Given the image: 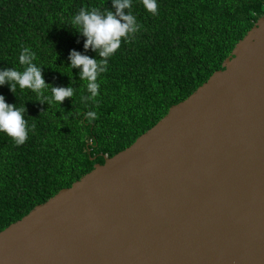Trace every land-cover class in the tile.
Listing matches in <instances>:
<instances>
[{
	"label": "water",
	"instance_id": "water-1",
	"mask_svg": "<svg viewBox=\"0 0 264 264\" xmlns=\"http://www.w3.org/2000/svg\"><path fill=\"white\" fill-rule=\"evenodd\" d=\"M0 264H264V15L131 145L0 231Z\"/></svg>",
	"mask_w": 264,
	"mask_h": 264
},
{
	"label": "trees",
	"instance_id": "trees-1",
	"mask_svg": "<svg viewBox=\"0 0 264 264\" xmlns=\"http://www.w3.org/2000/svg\"><path fill=\"white\" fill-rule=\"evenodd\" d=\"M153 15L133 0L142 25L122 42L102 74L100 95L91 99L70 66L76 50L100 59L71 24L82 7L111 9L112 0H0V70L19 67L22 47L37 54L43 79L71 87L75 95L50 106L31 90L14 94L8 83L0 95L26 108L34 129L22 145L0 133V231L63 188L131 145L170 107L193 93L231 55L264 15V0H157ZM127 11V10H125ZM48 94V93H46ZM84 104H88L85 107ZM97 117L88 121L86 112Z\"/></svg>",
	"mask_w": 264,
	"mask_h": 264
},
{
	"label": "clouds",
	"instance_id": "clouds-1",
	"mask_svg": "<svg viewBox=\"0 0 264 264\" xmlns=\"http://www.w3.org/2000/svg\"><path fill=\"white\" fill-rule=\"evenodd\" d=\"M143 7L153 15L158 13L157 0H142ZM111 9L100 10L99 7H82L71 16V24L85 37L84 48L91 47L100 59L89 57L76 50L70 52V66L81 69L79 75L91 99L96 102L100 95L101 76L108 70V61L120 48L122 42H129L135 38L142 27L137 16L132 11L133 0H112ZM127 10V11H125ZM37 54L31 47H22L18 56L19 67L0 70V85L6 82L10 90L17 95V88L21 91L31 90L38 99L47 100L49 105L59 106L66 97H73L71 87H52L42 77ZM48 93V94H46ZM85 107L88 104H84ZM24 104L16 105L5 101L0 95V133L10 136L15 144L22 145L28 139L29 131L35 125H29L25 119ZM97 117L94 110L86 112V119L90 122Z\"/></svg>",
	"mask_w": 264,
	"mask_h": 264
}]
</instances>
